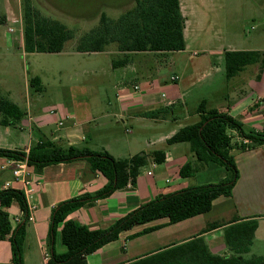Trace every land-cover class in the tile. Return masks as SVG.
Returning <instances> with one entry per match:
<instances>
[{"label":"crops","instance_id":"obj_1","mask_svg":"<svg viewBox=\"0 0 264 264\" xmlns=\"http://www.w3.org/2000/svg\"><path fill=\"white\" fill-rule=\"evenodd\" d=\"M180 2L183 15L186 18L184 34L187 48L188 18L184 12L183 0ZM20 7V0H0V53L12 48H21L25 51L23 24L16 15ZM114 9H118V7ZM225 50H264V48L224 49L223 59ZM177 52L129 53L128 63L121 68H124L125 71L130 69L128 73L137 76L133 85H139L140 90L135 91L133 85L116 87L115 101L88 98L74 100L73 95L64 94V100L47 104L42 94V81L32 85L28 77L23 87L8 88L5 94L23 110L25 115L11 125H0V148L28 152L31 146L44 138L61 146L77 145L88 146L97 151L106 150L116 158H126L140 152L164 149L166 152L165 162L156 164L150 160L140 169L134 186L129 184L126 188L115 191L109 197L99 199L91 206L81 207L69 216L70 219L85 224L91 229L109 227L117 219L159 194L172 193L191 185L216 183L222 180L226 176V171L215 163L207 164L194 177H181L179 174L181 166L188 161H194L190 144L181 142L169 145L167 140L180 128L200 120L198 106L202 101H205L207 109L216 108L240 120L247 131L264 132V71L261 73L258 66L255 65L244 68L238 75L228 80L232 85L230 89L226 88L223 91L215 89L211 95V92L206 94L207 96L205 95L191 112L185 107L187 104L185 97L189 91H185L181 83V75L176 71L165 75L162 71L170 63L172 55ZM71 53L110 56L112 60L109 67L112 69L119 68L113 67V60L122 58L125 54L116 50L83 53L77 52L75 48ZM145 54L153 56L162 54L165 55L166 61L156 59V61L152 60L147 67L141 66L137 61ZM176 75L178 79L172 81V76ZM35 76H31V78ZM203 78L206 80L199 85L200 87L210 86L214 81L213 73L205 72L201 79ZM201 79L199 78V81ZM31 87L35 92H32ZM232 90H234L233 94ZM159 110L163 111L157 117L147 115L149 112ZM189 118L193 119V122L184 124V120ZM112 120L121 123L122 126L128 124L129 127H125L126 133L134 135L130 138H123L121 134H116L114 126L110 123ZM133 123L138 125L136 133L133 131ZM155 129H160L158 135L156 137L151 135L148 140L151 143L160 144L161 147L148 151L142 149L138 152L132 151L140 139L149 133L152 134ZM233 135L235 141L240 140L236 133ZM232 153L235 156L240 177L231 196L225 197L226 201L231 203L227 206L230 208L223 206L224 209L230 211L228 219L221 221L223 217L219 215L207 223L208 219L203 220L201 217L204 214H202L179 222L189 225L190 221H193L192 219L197 217L200 219L199 228L195 233L185 235L177 241L169 242L157 249L154 248L156 241L149 236L167 228V226L130 238L131 234L141 230L133 228L125 232L119 239L88 255V263L128 264L173 244L189 241L197 237L212 222L225 225L208 230L200 236L204 238L213 253L226 254L224 229L226 224L237 218L239 222L252 219L258 221L250 254L262 255V246H264V145L246 151L235 148ZM15 167V163L11 159L0 157V190L5 188L24 191L27 188L33 189L28 197L29 209H33V219L26 223L23 244L24 264H45L44 252L47 251L50 254L47 239L53 209L62 201L84 193L98 191L107 183V178L99 171H92L86 161L51 164L44 167L40 173L28 168L23 178L14 176ZM7 182H10V185L5 187ZM216 203L214 201L212 210ZM22 214L20 206L17 203L13 204L10 215L14 221ZM172 225L175 224L168 226ZM61 229L62 225L57 230L55 249L58 253H65L67 246L62 241ZM217 232L220 233L219 237L215 235ZM11 259L10 240L0 239V264H11Z\"/></svg>","mask_w":264,"mask_h":264},{"label":"trees","instance_id":"obj_2","mask_svg":"<svg viewBox=\"0 0 264 264\" xmlns=\"http://www.w3.org/2000/svg\"><path fill=\"white\" fill-rule=\"evenodd\" d=\"M185 27L186 18L180 0H134V6L118 17L102 13L98 24L77 40L75 50L92 53L114 47L116 51L125 53L122 58L113 60V67L117 68L128 63L131 52L166 53L185 50ZM23 33L27 53L62 52L66 41L74 37V32L65 23L44 16L29 0L23 3ZM224 62L228 80L252 65L258 66L263 73L264 50H225ZM40 81L38 76L30 79L32 85ZM162 111L149 112L147 115L157 117ZM198 113V122L180 128L167 140L169 145L181 142L190 144L194 161L182 165L179 174L184 178L194 177L207 164L215 163L225 168L226 176L216 183L196 184L172 193L159 194L107 228L91 229L69 216L81 207L91 206L129 184L134 186L140 169L150 160L156 164L165 162L164 149L116 158L106 150L97 151L77 145L61 146L44 138L31 146L28 152L0 148V157L26 159L28 168L37 173L51 164L86 161L92 171H99L107 178V183L98 191L62 201L53 209L47 239L50 256L45 264H89L88 255L137 226L165 220L158 225L144 226L131 234L130 238L206 214L213 209L216 199L231 196L240 177L233 149L246 151L264 145V132L247 131L240 120L227 112L216 108L207 109L205 101L199 104ZM24 115L17 104L0 93V125H11ZM233 133L240 138L239 141L234 140ZM15 203L23 212L19 222H15L10 215V209ZM27 216L28 201L23 190H0V239L10 240L11 264H24ZM60 225L62 241L67 246L65 253H58L55 249ZM224 225L209 223L197 237L128 264H264V255L250 254L258 228L255 219L239 222L237 218L226 224L224 241L227 253H213L200 235Z\"/></svg>","mask_w":264,"mask_h":264},{"label":"rangeland","instance_id":"obj_3","mask_svg":"<svg viewBox=\"0 0 264 264\" xmlns=\"http://www.w3.org/2000/svg\"><path fill=\"white\" fill-rule=\"evenodd\" d=\"M32 6L44 16L59 20L74 32V37L66 41L61 53H26L23 49L2 50L0 53V92L5 95L8 88L19 89L24 86L27 78L38 75L43 85V97L47 104L64 100V94L73 95L74 100L82 99H110L116 100V87L132 86L136 75L128 73L130 69H112L109 63L112 57L106 55L73 54L77 40L84 33L95 27L102 13L118 17L134 6V0H29ZM23 3L20 0V10L16 15L23 24ZM184 12L188 18L187 48L178 51L170 58L168 66L162 69L165 75L176 71L181 75V83L185 91L186 108L194 111L196 105L206 94L214 93L215 89L231 88V82L226 78L223 59L224 49H249L264 48V0H183ZM118 7V9H114ZM19 9V8H18ZM2 19V17H1ZM109 50H115L111 47ZM1 52V51H0ZM6 52L7 54H5ZM156 59L166 61L165 55L145 54L138 58L141 66H149ZM205 72L213 73L214 81L210 86L200 87L205 82L201 79ZM199 78L201 79L199 81ZM123 79V81H122ZM133 87V86H132ZM33 89V87H31ZM32 92H35L33 89ZM232 94L234 90L231 91ZM209 95V97H210ZM207 96V95H206ZM200 104V103H199ZM193 119L184 120V124L192 123ZM116 134L123 138H130L134 134L126 133L127 124L112 120ZM133 125L137 132L138 125ZM160 129H155L152 134L134 146L135 152L140 149L148 151L155 149L160 144L151 143V135H158ZM148 140L147 142H145ZM150 142V144H147ZM220 167V165H219ZM222 170H225L222 167ZM214 210L202 215L203 220L210 222L216 216L222 215L228 219L230 211L227 207L229 201L225 197L215 200ZM226 202V203H224ZM231 206V205H230ZM190 224L178 223L150 235L156 241L154 248H159L169 242H175L185 235H192L199 228V217L192 219ZM165 220L153 221L147 225H140L134 229H143L144 226L158 225ZM213 223V222H212ZM219 234V235H218ZM220 236V233H215ZM264 255V246H262Z\"/></svg>","mask_w":264,"mask_h":264},{"label":"built area","instance_id":"obj_4","mask_svg":"<svg viewBox=\"0 0 264 264\" xmlns=\"http://www.w3.org/2000/svg\"><path fill=\"white\" fill-rule=\"evenodd\" d=\"M177 79H178V76L177 75L176 76H172V78H171L172 81H175ZM133 88H134L135 91L140 90V86L137 85V84L133 85ZM163 96H165V94H163ZM11 161L14 162L15 163V166H16L15 169H14V171H13L14 176L16 178H23V177H25L26 171L28 169L26 159H24V160L11 159ZM9 185H10V182H7L5 184V187H8ZM32 190H33L32 188H27L25 191L23 190L25 192L27 201H28V197H30V195L32 193ZM32 210H33L32 208L29 209V205H28V216H27V220L28 221L33 219V212H32ZM22 216H23V214H22ZM22 216L19 217V218H16L15 221L19 222L22 219ZM49 256H50V254L47 251H45L44 252V260H45V262L49 258Z\"/></svg>","mask_w":264,"mask_h":264}]
</instances>
